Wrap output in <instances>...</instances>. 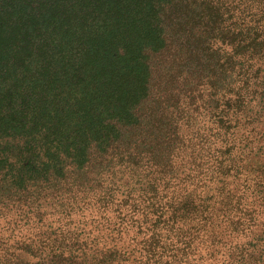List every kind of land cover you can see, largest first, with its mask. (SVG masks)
Segmentation results:
<instances>
[{"label":"trees","instance_id":"16d2710c","mask_svg":"<svg viewBox=\"0 0 264 264\" xmlns=\"http://www.w3.org/2000/svg\"><path fill=\"white\" fill-rule=\"evenodd\" d=\"M0 264H264V0H0Z\"/></svg>","mask_w":264,"mask_h":264}]
</instances>
